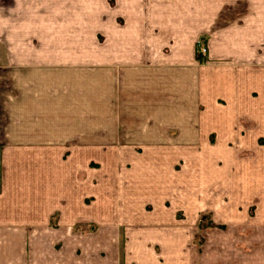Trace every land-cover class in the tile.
I'll return each instance as SVG.
<instances>
[{"label":"crops","instance_id":"obj_1","mask_svg":"<svg viewBox=\"0 0 264 264\" xmlns=\"http://www.w3.org/2000/svg\"><path fill=\"white\" fill-rule=\"evenodd\" d=\"M117 1L128 7L129 13L122 14L125 24H117L115 15L111 47L96 50L99 102L108 108L111 104L113 133L126 127L129 135L166 134L184 140V135L201 131L206 136L219 130L264 138V0ZM26 7L38 12L34 0H0V39L5 40L9 71L2 85L13 87L11 95L1 92V103L9 110L6 117L61 118L56 111L62 104L58 108L55 104L74 100L81 119L82 78L73 74L75 78L61 79L56 73L51 79L41 78V72H72L77 67L59 63L56 70L54 64L40 63V49L28 45L38 36L33 25L40 21L26 18ZM199 44L207 50L203 62L196 58ZM51 49L50 54H73L70 48ZM73 87L80 95L73 97ZM194 97L196 113L184 107ZM30 123L1 127L0 134L66 133L55 122L48 128ZM5 139L0 143V264H70L71 255L58 256L53 249L59 240L44 236L83 225V143ZM142 140L139 144L145 150L174 148L156 139ZM174 144L176 151H182L178 147L182 141ZM178 160H187L183 152ZM256 177L257 210L254 222L245 223L250 234L226 240L222 263L212 259L213 251L204 250L197 264H264V176Z\"/></svg>","mask_w":264,"mask_h":264},{"label":"rangeland","instance_id":"obj_2","mask_svg":"<svg viewBox=\"0 0 264 264\" xmlns=\"http://www.w3.org/2000/svg\"><path fill=\"white\" fill-rule=\"evenodd\" d=\"M34 2L38 4V12L34 7L33 12L32 7H26L24 15L39 19L40 22L33 25L39 32L28 45L40 49V63L45 66L54 64L56 70L59 63L77 67L72 72L62 69L58 71L60 75L52 70L41 72V78L51 79L55 73L56 78L61 79L75 78V75L82 78V117L79 118V103L73 100L55 104L57 108L62 104L59 108L62 112L56 111V116H63L61 118L8 119L7 104L1 103V92L10 93L13 87L2 85L9 71L5 40L0 39V130L15 126L18 121L30 123L32 120L33 126L47 128L55 122L66 132L0 134V143L5 142V138L83 143V225L46 233L44 237L59 240V246L53 248L55 253L71 255L70 264H197L199 257L203 258V251L211 250V255L215 256L212 259L218 258L222 263L226 240L242 239L250 234L246 232L245 223L254 222L251 218L257 210L255 185L256 176H264V138L255 139V135L244 131L223 134L219 130L206 136L201 131L184 135V140L166 134L129 135L126 127H119V133H113L116 129L111 124V104L108 108L107 104L99 102L96 50L111 47L114 16L117 24L124 25L122 14L129 13L128 7L118 5L117 0ZM47 47L70 48L73 54H50ZM200 47L205 46H197L196 58L203 62L206 56L198 53ZM65 90L63 95L69 93ZM71 94L80 95L74 87ZM207 95L212 97L213 94ZM201 97L204 98L202 92L200 102ZM195 105L196 97L184 107L196 113ZM213 121L210 120V125L215 127ZM235 123L239 126L238 119ZM145 137L174 148L142 149L139 143ZM174 140L183 142L178 146L182 151L175 150ZM182 152L186 161L178 160ZM207 244L215 246L209 249L204 247Z\"/></svg>","mask_w":264,"mask_h":264},{"label":"built area","instance_id":"obj_3","mask_svg":"<svg viewBox=\"0 0 264 264\" xmlns=\"http://www.w3.org/2000/svg\"><path fill=\"white\" fill-rule=\"evenodd\" d=\"M198 53L200 55L205 56L206 55V49H205V47H200L199 50H198Z\"/></svg>","mask_w":264,"mask_h":264}]
</instances>
